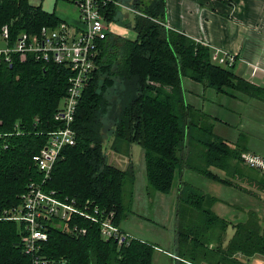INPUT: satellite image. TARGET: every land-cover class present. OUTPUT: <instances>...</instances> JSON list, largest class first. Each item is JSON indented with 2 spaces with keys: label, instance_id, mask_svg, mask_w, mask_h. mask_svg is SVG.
Returning <instances> with one entry per match:
<instances>
[{
  "label": "trees",
  "instance_id": "16d2710c",
  "mask_svg": "<svg viewBox=\"0 0 264 264\" xmlns=\"http://www.w3.org/2000/svg\"><path fill=\"white\" fill-rule=\"evenodd\" d=\"M130 1L139 11L127 26L136 38L109 34L101 42L97 68L73 123L76 144L63 149L49 188L60 197L78 203L91 200L101 209L115 210L121 224L133 212L136 174L132 164L121 169L109 162L106 142L115 150L118 143L131 148L138 144L150 190L170 193L180 181L175 264H254L255 256H264V217L250 208L247 219L234 223L235 234L226 242L233 222L214 209L222 199L182 177L188 169L252 195L243 184L264 189V174L249 172L242 165L239 145L217 137L212 120L188 104L183 79L251 95L261 88L236 75L232 67L218 64L212 47L168 28L166 0ZM115 13L114 6L105 10L108 22ZM62 20L41 3L0 0V35L7 24L10 46L22 33L37 34ZM70 74L66 66L46 64L31 54L14 53L11 62H0V212L19 204L30 180L40 178L33 155L61 126L55 114ZM46 226L48 240L41 254L63 262L59 264H156L155 245L136 237L123 244L106 239L98 224L82 216L57 218ZM74 226L87 231L78 234ZM19 231L18 223L0 221V264H31L19 246ZM203 235L218 238L206 243Z\"/></svg>",
  "mask_w": 264,
  "mask_h": 264
},
{
  "label": "crops",
  "instance_id": "0c3cea01",
  "mask_svg": "<svg viewBox=\"0 0 264 264\" xmlns=\"http://www.w3.org/2000/svg\"><path fill=\"white\" fill-rule=\"evenodd\" d=\"M43 2H41L42 5ZM166 2V26L168 28L181 32L212 48H219L235 54L237 60L232 67L233 72L261 88L256 95L231 88L218 91L212 87H206L190 77H184L183 86L186 101L196 109L202 110L212 120L213 130L217 137L224 139L232 146L239 145L238 148L241 152H252L264 156V0H166ZM43 8L55 12L61 18L76 20L73 17H66V15L58 13L55 9L50 10L44 6ZM2 47L4 46H0V48ZM134 153L139 156L138 162H136ZM116 155L118 156L116 157ZM108 157L109 162L115 165L117 162L113 159L120 160V158H124V154L115 152L114 155ZM124 163V166L119 163L115 166L127 169L132 164L134 167L136 182L133 204L135 207L141 206L147 212L151 211L159 216H167L170 221L178 205V184L180 181L176 183L170 193L150 192L144 164V151L139 147L137 148L135 144L132 145L131 156L124 158ZM242 165L253 174L261 173L245 163ZM215 170L223 175V172L218 169ZM203 177L201 178L200 174L186 169L182 179L206 189L210 185L208 181L220 183L229 187L223 189L225 196L226 192L229 194L231 189L240 190L247 194L238 187L205 177L207 181ZM226 197L228 198V196ZM239 199L241 200V198ZM221 203L224 202L216 203L219 205V210L222 205H231V203ZM240 209L244 212L242 205ZM222 212L230 214L231 210L226 209ZM245 213L247 212L245 211ZM133 215L143 217L136 209H133L132 214L121 223L122 228L130 234H133L131 233L133 231L130 228L127 230L125 226L128 227L127 222ZM173 219L174 221L177 220V214L173 216ZM235 231L233 223L228 229L226 242L233 237ZM133 236L137 237L134 234ZM175 251V247L174 251L167 250L168 261L166 262L171 264L174 261L172 253Z\"/></svg>",
  "mask_w": 264,
  "mask_h": 264
},
{
  "label": "built area",
  "instance_id": "2783aa9c",
  "mask_svg": "<svg viewBox=\"0 0 264 264\" xmlns=\"http://www.w3.org/2000/svg\"><path fill=\"white\" fill-rule=\"evenodd\" d=\"M75 1L79 10V17L75 21L63 18L58 26H43L37 34L22 33L14 46L8 44L10 31L7 24L2 27L0 35L6 40V46L0 48V62H11L14 53L23 56L31 54L36 60L46 64L66 66L71 73L67 93L61 108L55 114V120L61 122V126L49 133L46 144L33 155L40 178L30 180L19 204L0 212V221L19 224V246L22 253L30 257L31 264L63 263L41 254L43 243L48 240L46 223L57 218L64 220L71 215L82 216L98 224L104 238L115 239L119 244L135 238L116 222L115 210L101 209L91 200L78 203L75 199L60 197L56 190L49 188L54 166L63 149L76 144L73 123L78 104L97 68L100 44L110 34L105 10L119 4L117 0ZM212 49L218 64L230 68L234 66L237 60L235 54L219 48ZM16 128L19 130V124ZM241 160L264 174L263 155L242 152ZM74 230L78 234H85L87 231L78 226H74ZM172 256L179 259L176 253Z\"/></svg>",
  "mask_w": 264,
  "mask_h": 264
},
{
  "label": "rangeland",
  "instance_id": "374dc122",
  "mask_svg": "<svg viewBox=\"0 0 264 264\" xmlns=\"http://www.w3.org/2000/svg\"><path fill=\"white\" fill-rule=\"evenodd\" d=\"M31 1L33 4H36V5L44 1L43 6L47 9H50V10L55 9L58 13H62L63 15H66V17L67 16L73 17L76 20H77V17H79V11L77 13L78 7H77V4L75 3V0H31ZM117 1L119 4L113 5L114 8H116V13L114 14V18H112L113 20L110 21L111 23L107 21L110 27V35L111 36H115V35L124 36V37H128L131 39H135L136 38L135 31L127 26L131 22H133V17H134L133 15L138 14L139 11L133 8L130 0H117ZM0 46H6V40H4L2 37H0ZM106 146H107L106 152L108 156L114 155L115 152L124 154V158L131 156L130 149L132 150V148L130 147L131 146L130 144H127V143L119 144L118 143V148H119L118 150H115L114 148L111 147V141L109 143L106 142ZM135 146L143 150V148L140 145L135 144ZM117 156L118 155H116V157ZM134 156H135V159H137L136 162H138L139 160L138 154L134 153ZM124 158H120V160L113 159V161H116L120 165L124 166L123 165L125 164ZM117 163H115V165ZM256 171L258 172L259 170L256 169ZM200 177L202 178L203 176L200 175ZM205 180L207 179L205 178ZM208 182L210 184L208 189L201 188V187L199 188H201L203 191L208 192L212 195L218 196L220 199H222V201L225 204L231 203L230 206L222 205L220 210L218 207L219 205L216 204L214 206V209L219 215L227 218L233 223H237L239 221H243L247 219L248 213H245V211L248 212L249 207L252 206L251 209L254 208L260 214V216L264 217V189L263 188L261 189L258 186V184H250L248 182H247L248 185L246 183L243 184L247 188V190H250V192L253 193L250 196L242 193L240 190L231 189L229 191V194L226 192V196H228L227 198L225 196V191H223V189H226L229 187L224 186L214 181H208ZM124 188H125V193L128 194V191H130V183L128 182V180ZM149 191L155 192L150 189ZM237 197L241 198V200ZM229 198L230 200H227ZM224 203H221V204H224ZM241 205L243 207L244 212H242L240 209ZM133 209H136V211H138L141 215H143V217H137L135 215L131 216L127 222L128 227L125 226L126 229L129 230L128 228H130L133 231L131 233L137 236L136 238L144 239L147 242L159 247L156 250L155 255H154L156 264L169 263V262H166L168 261L167 250L174 251V247H176L174 237L176 236L177 220L174 221L173 216L177 214V217H178V205L176 206L175 211L172 214L170 221L167 216H159V215L154 214L151 211L147 212L146 210H144L145 208L141 206H137L136 208L135 204H133ZM226 209L231 210V213L224 214V212L222 211ZM133 234H130V235L133 236ZM201 238L203 242L207 243L208 241H211L212 239H217L218 236L203 235ZM172 254H175V253H172ZM165 258L167 260H164ZM173 260L175 259L173 258ZM252 262L254 264H264V256H255L252 259ZM171 264H175V262L172 261Z\"/></svg>",
  "mask_w": 264,
  "mask_h": 264
}]
</instances>
